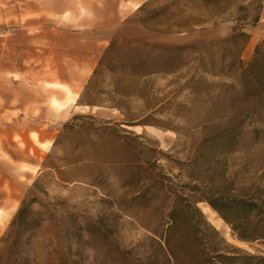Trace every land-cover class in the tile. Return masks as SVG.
<instances>
[{
    "label": "rangeland",
    "instance_id": "1",
    "mask_svg": "<svg viewBox=\"0 0 264 264\" xmlns=\"http://www.w3.org/2000/svg\"><path fill=\"white\" fill-rule=\"evenodd\" d=\"M53 1L0 0V264H168L158 243L189 173L200 187L264 191V107L235 94L237 50L220 43L231 23L214 18L166 34L167 46L131 29L109 43L70 109L74 95L47 83L56 65L47 44L58 28L41 12ZM170 1L141 6L147 27L211 19L192 7L154 17ZM245 32L244 64L264 39V0ZM208 143L224 146L205 150ZM22 203L27 212L13 223ZM196 207L219 235L201 226L200 264H222L216 249L264 257V245L239 241L209 221L205 203Z\"/></svg>",
    "mask_w": 264,
    "mask_h": 264
},
{
    "label": "trees",
    "instance_id": "2",
    "mask_svg": "<svg viewBox=\"0 0 264 264\" xmlns=\"http://www.w3.org/2000/svg\"><path fill=\"white\" fill-rule=\"evenodd\" d=\"M192 7L199 13L210 14L211 19H198L194 22H176L165 24V27L150 29L148 22L152 19L141 18V24L146 30L164 33L180 34L191 31L195 27H202L214 18L220 23L228 21L231 23L230 35L221 40L220 43L236 48V55L232 58L230 65L236 70V82L238 90L235 94L245 105L256 108L264 107V39L254 48L253 56L247 63L240 59V51L248 41L245 32L246 26H254L260 19L262 0H171L170 4L163 7L159 13L170 14L184 13L183 10ZM141 8L139 12H141ZM153 17V18H154ZM227 17V18H226ZM215 25V23H213ZM161 48V47H159ZM106 51L98 62L97 67L102 66ZM97 71L93 72V77ZM90 105V103H87ZM216 146L214 143L207 144L205 150ZM221 148L224 146L217 145ZM229 146V145H228ZM190 182L182 186V190L188 193L173 194V204L166 216V229L163 240L158 243L160 252L166 258L168 264H200V251L198 249V233L201 226H208L213 235L219 236L196 207L197 202L205 203L213 213L219 217L223 224L227 225L235 237L248 244L258 243L264 245V191L255 188L251 193L236 194L231 185H222L220 188L212 185L198 186V179L190 173L187 175ZM197 180V181H196ZM27 207L24 203L17 211L14 222H21ZM225 225V226H226ZM222 241V240H221ZM233 251L237 249L230 247ZM212 258L225 264H264V257L249 255L240 258L236 252L232 254L214 251Z\"/></svg>",
    "mask_w": 264,
    "mask_h": 264
},
{
    "label": "crops",
    "instance_id": "3",
    "mask_svg": "<svg viewBox=\"0 0 264 264\" xmlns=\"http://www.w3.org/2000/svg\"><path fill=\"white\" fill-rule=\"evenodd\" d=\"M146 1L55 0L48 9L43 7L41 13L49 15L58 28L47 44L56 53L55 71L47 83L74 95L68 99L70 109L111 41L129 38L132 29L144 42L163 46L172 43V36L146 30L141 24L139 9ZM54 106L62 110L65 104L56 101ZM5 116L3 113L2 119ZM36 135L39 142L46 141L41 131ZM22 164L38 165L30 160Z\"/></svg>",
    "mask_w": 264,
    "mask_h": 264
},
{
    "label": "bare ground",
    "instance_id": "4",
    "mask_svg": "<svg viewBox=\"0 0 264 264\" xmlns=\"http://www.w3.org/2000/svg\"><path fill=\"white\" fill-rule=\"evenodd\" d=\"M206 214L207 217L209 219V221L218 229L222 228L223 222L217 217L215 216V214L213 212H211L209 209H206Z\"/></svg>",
    "mask_w": 264,
    "mask_h": 264
}]
</instances>
